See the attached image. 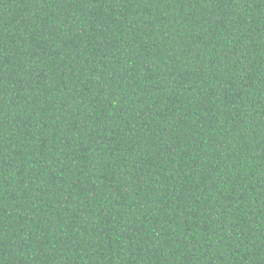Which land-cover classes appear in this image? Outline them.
Returning <instances> with one entry per match:
<instances>
[{"label":"trees","instance_id":"1","mask_svg":"<svg viewBox=\"0 0 264 264\" xmlns=\"http://www.w3.org/2000/svg\"><path fill=\"white\" fill-rule=\"evenodd\" d=\"M0 264H264V0H0Z\"/></svg>","mask_w":264,"mask_h":264}]
</instances>
